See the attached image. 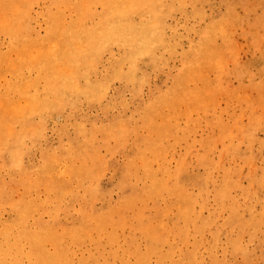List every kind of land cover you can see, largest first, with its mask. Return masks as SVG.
I'll return each mask as SVG.
<instances>
[{"label": "bare ground", "instance_id": "obj_1", "mask_svg": "<svg viewBox=\"0 0 264 264\" xmlns=\"http://www.w3.org/2000/svg\"><path fill=\"white\" fill-rule=\"evenodd\" d=\"M263 4L0 0V264H216L221 233L204 231L216 214L222 227L240 220L241 208L229 173L214 185L209 155L220 142L235 156L253 133L215 106L225 73L248 74L236 29L264 61ZM194 162L203 171L189 176ZM186 179L197 194L212 182V212ZM169 236L184 244L176 257L162 252ZM227 244L222 257L240 251Z\"/></svg>", "mask_w": 264, "mask_h": 264}, {"label": "rangeland", "instance_id": "obj_2", "mask_svg": "<svg viewBox=\"0 0 264 264\" xmlns=\"http://www.w3.org/2000/svg\"><path fill=\"white\" fill-rule=\"evenodd\" d=\"M231 1L235 2L236 0H231ZM261 9H264V4L261 7ZM237 11L239 12V14H243V11L239 6L237 7ZM257 11H258L257 15L261 13L260 8ZM254 30L255 31L259 30L260 34H262L260 28ZM236 31H237L235 33L237 38L236 41L239 45L237 50L238 53L236 54L237 58L235 62L237 63L238 67H241L243 65H248L249 67L248 74L246 76H244V74L243 75L241 74V77L242 79H244V81H238L239 78L237 77H236L237 79L234 78V76H232L230 72L225 73L223 81H221L222 92H220L217 96V101H216L217 105L215 106V112L221 116L222 119L221 121H224L229 125L232 124V120L230 116L232 113L240 117L242 123L244 122L243 124L247 125L250 133H253V135L249 136L246 141L241 143V146L237 150L235 156L231 155L230 153L231 148L226 150L225 148L222 147L220 142L216 143L217 145L215 146L213 153L209 155L208 171L210 173L212 181H215L214 185H219L220 184L219 182L223 180L224 173L226 174L229 173V179L231 183L230 184L231 187H229V191L231 194L230 196H233L232 199L238 202L237 203L238 207L241 208V210L239 211L240 220L235 218L231 223H227V226L222 227V225L220 224L223 219L222 215L219 214L217 216L216 214V216L213 217L215 221V226L204 231L205 234L203 231L202 233L204 234L205 237H207L206 238L207 240H210L209 233L216 231H218V233H221L220 235L221 240L219 241L220 249L218 247V252H217L218 257L216 258L217 261L216 264H264V153H263L264 152V61L259 60V62L256 63L259 57L250 55L251 52H253L252 46H250L248 42H245L244 39L240 36L239 29H236ZM261 41L262 42L259 45L264 46V38H262ZM163 57H164L163 60L166 63L168 62L169 65H172L173 62L175 61V58H169L167 54H165ZM228 62H229L228 70H230V68L232 67V64L230 63L231 60H229ZM161 78H162L161 75L157 74L151 77V81H159L161 80ZM234 92L244 99L247 98V100L246 101L244 100V102H241L239 105L236 106L234 101H230L229 99L226 98L227 93H234ZM124 94L127 98L128 97L127 92H125ZM258 122L261 123L259 124V126H261V128L263 129L258 130L259 132L255 133L256 129L252 128L251 126H256ZM197 133H198L197 134V138H198L201 131L198 130ZM236 143L237 141L235 142V144ZM227 144L228 142H224L223 146H226ZM194 149L195 147L193 146L190 149V152H192ZM173 150L175 152H179L181 148L175 146L171 151ZM249 158H251V160L253 158L255 169L252 168L251 170L249 169V166L247 165V162L250 160ZM202 171H203L202 167L196 168L195 162L189 165L187 170L189 176L195 174L201 175ZM181 177L184 178L183 175H181ZM186 180L188 181L189 184V185L185 184L188 188L186 192L189 194L191 198L193 199L195 198L198 201L200 200L198 196H200L201 198V193L204 195V198L205 195L208 193V197L206 199L207 204L205 203L206 208L208 210H204V211H205V215L207 214V211L212 212L213 211L212 208H215L213 204L214 192L212 191L214 185H212V182L206 183L207 187H205V190L197 194V190L191 188L189 179ZM205 191L206 193H204ZM198 207L199 206H196V208ZM165 221H169V224L172 223L171 218H168V220L165 219ZM239 221L245 222L247 226L245 228H241ZM188 233L189 234L193 233L192 227H188V229H186L185 234L183 236V241L188 240L187 242L188 244H190L192 243V239L194 238L191 236L186 237ZM235 238L236 241L239 242L240 244V251H237L236 253H232L230 250L228 251L227 249V251L225 252V256L222 257L220 255L221 247H222L221 245L226 247L228 246L227 242L230 239L233 240ZM183 248H184V244L181 241H179L177 238L173 240L172 236H169L168 243L163 244L162 246V252L164 250H165L163 252L164 254H167L169 251H173L174 253L176 252L175 253V257H176V255L180 254V252L184 251ZM241 248H243V250ZM241 250L243 251V253ZM244 251L247 254L244 253ZM175 259L176 258H171V259L165 258L166 260L165 262L166 264H170V261H174ZM206 263L210 264V260L207 258L205 260H202L200 257L198 258V256L196 255V261L193 262L192 264H206ZM180 264H186V263H180Z\"/></svg>", "mask_w": 264, "mask_h": 264}]
</instances>
